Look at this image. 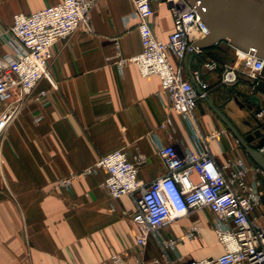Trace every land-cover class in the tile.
Wrapping results in <instances>:
<instances>
[{
    "label": "crops",
    "instance_id": "1",
    "mask_svg": "<svg viewBox=\"0 0 264 264\" xmlns=\"http://www.w3.org/2000/svg\"><path fill=\"white\" fill-rule=\"evenodd\" d=\"M59 2L0 0V32L11 26L14 15H29ZM152 7L148 24L154 37L165 42L173 31L172 16L164 3ZM133 10L132 0H100L85 24L53 46L48 77L20 103L0 135V264H114V257L123 264L136 259L152 264L161 256L153 237L145 247L136 243L137 229L131 217L137 194L110 199L101 186L107 174L95 167L101 157L116 150H123L132 162L142 154L137 180L147 186L165 174L149 134L155 133L162 144L177 150L187 145L184 121L169 109L167 96H158V77H141L131 62L121 71L115 65V43L124 59L141 51L135 22L125 28L121 21ZM217 45L203 49L200 56L205 62L216 59L219 64L216 71L202 70L206 97L235 128L245 132L242 120L249 113L238 110L231 96H243L240 99L254 115L262 110L261 121L264 94L241 75L231 87L221 84L222 65L234 61L225 56L234 49L224 42ZM170 59L179 65L175 58ZM181 65L190 81L200 61L184 59ZM40 92L47 96H39ZM253 94L261 100L259 108L248 101ZM13 97L17 99V94ZM37 117L41 119L35 124ZM166 119L174 128L172 136L168 128H160ZM193 119L203 135L220 134L218 141L208 143L218 166L240 158L256 168L203 99L198 101ZM70 177L74 178L69 190L56 188L60 180ZM261 190L262 205L254 214L257 222L264 220V179ZM212 219L209 209L203 208L170 223L158 235L178 238L187 227L196 225L216 240L210 230ZM200 239L181 241L170 258L175 264L191 260L192 253L203 251ZM220 253L221 248L216 256Z\"/></svg>",
    "mask_w": 264,
    "mask_h": 264
},
{
    "label": "built area",
    "instance_id": "2",
    "mask_svg": "<svg viewBox=\"0 0 264 264\" xmlns=\"http://www.w3.org/2000/svg\"><path fill=\"white\" fill-rule=\"evenodd\" d=\"M100 0H60L38 12L16 14L11 26L0 32V135L7 129L19 110L20 103L35 86L49 75L52 48L59 41L75 32L88 20L90 10ZM134 10L121 18L128 28L135 22L141 51L128 58L121 57L115 43V65L121 71L126 62L133 63L141 77H158L160 92L167 96L168 107L179 115L187 129V145L177 150L174 145H164L155 133L149 134L165 174L143 186L137 180L138 166L144 156L137 154L129 161L123 150H116L101 157L95 167L105 170L107 176L101 186L112 200L133 196L135 212L131 222L137 229L136 243L146 246L149 237L158 243L161 256L152 264H175L170 253H176L178 243L195 240L200 236L196 225L184 230L178 238L161 239L158 232L170 223L188 217L203 208L209 209L213 219L210 230L221 253L216 257L185 260L177 255L180 264H264V228L254 216L262 205V179L264 171L258 166H248L240 158L228 160L218 166L208 148L210 141H218L220 134L203 135L196 126L193 112L199 100L206 96L207 85L202 81V70L219 69L215 60L203 61L191 73L192 82L201 90L198 94L193 83L184 75L181 62L187 55L201 56L203 49L196 42L209 34L207 23L199 12V4L190 0H132ZM164 3L173 20V31L165 42L157 40L148 24L153 15V4ZM6 49L5 52L1 48ZM234 49V61L221 67L220 82L231 87L241 75L252 81L264 82V60L255 51ZM175 58L179 65L172 63ZM14 93L17 99H14ZM39 96L46 97L45 92ZM263 111L254 116L260 120ZM40 117L33 120L35 124ZM160 128L174 134L170 119ZM264 148L261 149V152ZM259 175L258 177L256 176ZM74 177L64 178L56 188L69 190ZM114 264H123L117 257ZM132 264H146L136 259Z\"/></svg>",
    "mask_w": 264,
    "mask_h": 264
},
{
    "label": "water",
    "instance_id": "3",
    "mask_svg": "<svg viewBox=\"0 0 264 264\" xmlns=\"http://www.w3.org/2000/svg\"><path fill=\"white\" fill-rule=\"evenodd\" d=\"M193 3L199 4V12L202 19L207 23L209 34L198 40L196 46L200 49L211 48L221 42H227L230 46L236 49L249 51L254 50L255 55L264 60V14L254 10L243 0H190ZM193 58L201 59L196 54L187 55L185 61ZM192 82V79L190 78ZM193 86L198 94L201 90L195 85ZM256 89L264 94V82L258 81ZM208 105L210 110L222 122L230 134L243 148L246 155L264 171V138L261 133L256 131L253 135L243 138L234 125L220 111L218 106H215L206 96L202 98ZM232 101L238 108L242 107L237 96H231ZM248 101L256 107L261 106V100L256 95L248 96ZM250 118L254 124L259 125L253 113ZM264 131V130H263ZM253 137L260 138L256 146L248 145V142Z\"/></svg>",
    "mask_w": 264,
    "mask_h": 264
},
{
    "label": "rangeland",
    "instance_id": "4",
    "mask_svg": "<svg viewBox=\"0 0 264 264\" xmlns=\"http://www.w3.org/2000/svg\"><path fill=\"white\" fill-rule=\"evenodd\" d=\"M243 1L246 2L254 10L264 14V0H243ZM224 43L228 44L227 42H224ZM230 48L233 49L232 46ZM221 57H224V56H221ZM233 57H235L234 51L232 54L227 53L225 56L227 61L232 60ZM251 121L253 122L252 119ZM257 224L264 228V220L257 222ZM200 237H201L200 245H201V248H203V251L201 252L197 251L195 253H192L191 254L192 259L200 260V259L209 258V257H216V254L220 250V246L214 239L213 235L209 231L203 230L200 232Z\"/></svg>",
    "mask_w": 264,
    "mask_h": 264
},
{
    "label": "flooded vegetation",
    "instance_id": "5",
    "mask_svg": "<svg viewBox=\"0 0 264 264\" xmlns=\"http://www.w3.org/2000/svg\"><path fill=\"white\" fill-rule=\"evenodd\" d=\"M240 98L244 99L243 96ZM240 98H238V99H239L240 103L242 104V107L239 108V110H241L242 112H245V113L247 112V113H249V115L245 116V118L242 120V124H243L246 131L240 132L236 128L237 131L240 133V135L243 138L250 136V135H253L254 132L259 131L261 133L260 138H262V137L264 138V131H263L264 130V119L259 122V125L254 124V122H252L251 118H250L251 112H249L250 111V109L248 107L249 105L247 104V102H245L244 100H241ZM260 138L253 137L252 140L250 142H248V145L254 147L259 142Z\"/></svg>",
    "mask_w": 264,
    "mask_h": 264
},
{
    "label": "trees",
    "instance_id": "6",
    "mask_svg": "<svg viewBox=\"0 0 264 264\" xmlns=\"http://www.w3.org/2000/svg\"><path fill=\"white\" fill-rule=\"evenodd\" d=\"M216 46H218V45H215V47H216ZM215 47H213V48H215ZM214 58H218V57L216 56V57H214ZM215 60H216V59H215Z\"/></svg>",
    "mask_w": 264,
    "mask_h": 264
}]
</instances>
